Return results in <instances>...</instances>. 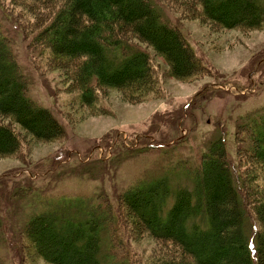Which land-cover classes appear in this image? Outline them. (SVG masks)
<instances>
[{
	"label": "trees",
	"instance_id": "obj_1",
	"mask_svg": "<svg viewBox=\"0 0 264 264\" xmlns=\"http://www.w3.org/2000/svg\"><path fill=\"white\" fill-rule=\"evenodd\" d=\"M174 1L178 0L169 3L175 5ZM164 3L10 0L7 6L0 0V157L19 150L20 141L11 125L36 140L62 134L50 112L29 98L11 41L1 31V19L7 15L12 30L27 37L30 56H46L51 63H59L60 58L80 60L72 76L81 102L91 105L96 99L94 90L100 87L126 89L134 98L146 88V94L152 90L148 54L139 44L159 55L178 78L203 71L176 27L162 20L158 6ZM188 3L194 9L200 7L208 20L223 28L257 30L264 25V0ZM257 127L263 131L253 137L250 132L256 134ZM234 134V161L222 138L209 142L199 169L191 175L190 188L169 189L165 175L137 182L123 193L130 218L175 248L157 258V264H264V138H260L264 115L238 123ZM114 215L112 211L106 218L103 206L92 200L67 210L55 207L31 217L21 232L22 240L34 243L35 252L28 254L47 264H133L121 235H116Z\"/></svg>",
	"mask_w": 264,
	"mask_h": 264
},
{
	"label": "rangeland",
	"instance_id": "obj_2",
	"mask_svg": "<svg viewBox=\"0 0 264 264\" xmlns=\"http://www.w3.org/2000/svg\"><path fill=\"white\" fill-rule=\"evenodd\" d=\"M169 1L158 6L161 18L176 27L203 71L178 78L159 55L139 44L148 54L152 90L134 98L126 89L100 87L91 105L81 102L72 76L80 60L51 63L46 56H30L27 37L12 30L6 14L1 19L29 98L50 112L62 132L56 139L36 140L11 125L20 147L0 157L1 264H47L28 254L35 245L22 240L24 225L44 211L90 200L103 206L106 218L115 212L116 235L135 264H157L175 248L130 218L123 193L165 175L169 189L190 188L209 142L222 138L234 161L238 123L264 115V25L223 28L188 0Z\"/></svg>",
	"mask_w": 264,
	"mask_h": 264
}]
</instances>
